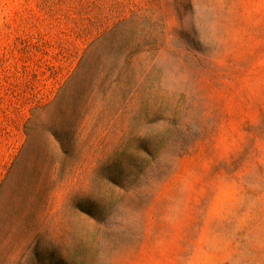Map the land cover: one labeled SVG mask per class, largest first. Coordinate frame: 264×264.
Masks as SVG:
<instances>
[{
  "label": "rangeland",
  "instance_id": "rangeland-1",
  "mask_svg": "<svg viewBox=\"0 0 264 264\" xmlns=\"http://www.w3.org/2000/svg\"><path fill=\"white\" fill-rule=\"evenodd\" d=\"M0 264H264V0H0Z\"/></svg>",
  "mask_w": 264,
  "mask_h": 264
}]
</instances>
